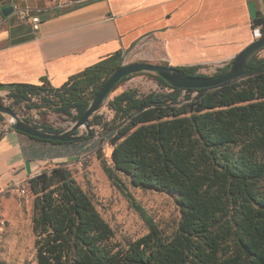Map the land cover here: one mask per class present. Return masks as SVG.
Here are the masks:
<instances>
[{
	"label": "trees",
	"instance_id": "trees-1",
	"mask_svg": "<svg viewBox=\"0 0 264 264\" xmlns=\"http://www.w3.org/2000/svg\"><path fill=\"white\" fill-rule=\"evenodd\" d=\"M253 28L264 36L263 16ZM124 56L111 55L59 89L43 78L41 85L0 84V92L29 109L39 108V100L78 121L108 78L125 66ZM177 69L186 77H211L198 66ZM158 79L169 91L140 96L125 90L107 104L112 119L98 125L110 135L109 178L123 192L117 174L142 190L176 195V232L164 236L137 206L149 233L118 249L112 228L62 164L27 183L35 197L40 264H264V58L254 56L243 78L217 89H175Z\"/></svg>",
	"mask_w": 264,
	"mask_h": 264
},
{
	"label": "crops",
	"instance_id": "crops-1",
	"mask_svg": "<svg viewBox=\"0 0 264 264\" xmlns=\"http://www.w3.org/2000/svg\"><path fill=\"white\" fill-rule=\"evenodd\" d=\"M15 6L39 15L40 29L14 13L4 16V8ZM261 16L264 0H91L54 7L0 0V84L41 85L44 78L59 89L119 51L151 64L224 67L254 42L260 30L253 21ZM85 149L7 130L0 138V195L68 165Z\"/></svg>",
	"mask_w": 264,
	"mask_h": 264
},
{
	"label": "rangeland",
	"instance_id": "rangeland-1",
	"mask_svg": "<svg viewBox=\"0 0 264 264\" xmlns=\"http://www.w3.org/2000/svg\"><path fill=\"white\" fill-rule=\"evenodd\" d=\"M74 1L91 0H44V3L54 7L59 3ZM261 37L262 34L258 33L254 41ZM257 56L264 58V49ZM141 62L143 61L140 56L129 55L124 57L123 64ZM224 67H204L200 73L212 77ZM131 89L136 90L140 96L169 91L168 88L162 87L157 74L142 72L129 76L111 94L106 105L92 116L90 121L92 120L93 123H89L88 127L75 133V135L87 136L89 132H93V135L85 139L87 143L83 153L73 158L67 165L84 193L112 228L114 232L112 242L118 246V249L128 247L130 242L137 241L149 233V226L137 206L146 212L167 237L176 232L181 219L176 195L142 190L134 187L122 174H117L125 186L123 192L105 171L106 167H111L110 135L103 131L102 125H98V122H109L113 112L108 109V102L121 92ZM0 103L16 112L21 120L40 129L47 126L66 132L77 122L73 115H61L39 100L34 101L40 106L39 108L29 109L26 102L16 103L7 92H0ZM10 119L8 115H0V136L10 130ZM22 185H25L28 191L26 196L17 192H4L0 195V264H40L32 224L35 197L27 183Z\"/></svg>",
	"mask_w": 264,
	"mask_h": 264
},
{
	"label": "water",
	"instance_id": "water-1",
	"mask_svg": "<svg viewBox=\"0 0 264 264\" xmlns=\"http://www.w3.org/2000/svg\"><path fill=\"white\" fill-rule=\"evenodd\" d=\"M13 13V8L3 9V14L9 17ZM264 49V36L254 41L245 48L231 63L230 68L223 74L215 77H186L177 67L169 65H158L151 63H131L115 71L101 88L100 92L91 101L89 108L84 115L75 123L73 128L66 132L51 133L40 129L26 121L20 119L18 114L11 108L0 103V114L10 116L9 129L22 133L29 137L38 138L53 142H79L90 138L93 132L87 136L75 135L82 128L89 125L93 115L98 113L107 103L111 94L116 90L120 83L131 75L149 72L157 74L162 80L167 82L175 89H217L226 83L243 78L247 72L249 61Z\"/></svg>",
	"mask_w": 264,
	"mask_h": 264
},
{
	"label": "built area",
	"instance_id": "built-area-1",
	"mask_svg": "<svg viewBox=\"0 0 264 264\" xmlns=\"http://www.w3.org/2000/svg\"><path fill=\"white\" fill-rule=\"evenodd\" d=\"M13 13L17 15L19 18H21L22 21H27L32 25V28L34 31H38L40 29L41 25V19L39 15L33 14V11L31 8H21L19 6H15L13 8ZM12 13V14H13ZM17 192L22 196L27 195V189L25 185H12L9 186L8 189L5 191V193H13Z\"/></svg>",
	"mask_w": 264,
	"mask_h": 264
}]
</instances>
